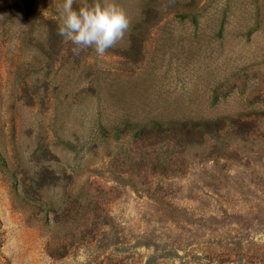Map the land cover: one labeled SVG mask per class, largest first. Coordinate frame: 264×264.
Segmentation results:
<instances>
[{
	"label": "rangeland",
	"instance_id": "1",
	"mask_svg": "<svg viewBox=\"0 0 264 264\" xmlns=\"http://www.w3.org/2000/svg\"><path fill=\"white\" fill-rule=\"evenodd\" d=\"M62 2L0 0V264H264V0H117L102 57Z\"/></svg>",
	"mask_w": 264,
	"mask_h": 264
},
{
	"label": "clouds",
	"instance_id": "2",
	"mask_svg": "<svg viewBox=\"0 0 264 264\" xmlns=\"http://www.w3.org/2000/svg\"><path fill=\"white\" fill-rule=\"evenodd\" d=\"M74 2L63 0L57 9L58 35L73 45L74 55L91 49L102 57L124 39L131 21L117 0H88L78 8Z\"/></svg>",
	"mask_w": 264,
	"mask_h": 264
},
{
	"label": "trees",
	"instance_id": "3",
	"mask_svg": "<svg viewBox=\"0 0 264 264\" xmlns=\"http://www.w3.org/2000/svg\"><path fill=\"white\" fill-rule=\"evenodd\" d=\"M156 123V122H155ZM157 124V123H156ZM155 124V125H156ZM172 124H174V123H172ZM190 124H191V122H190ZM154 125V124H153ZM176 125H180V126H182V127H185V126H188L187 124H184V123H178V124H176ZM200 125V124H199ZM142 128H143V126H142Z\"/></svg>",
	"mask_w": 264,
	"mask_h": 264
}]
</instances>
